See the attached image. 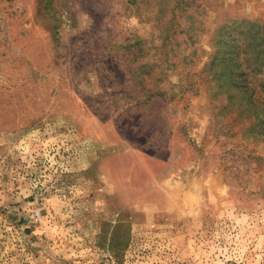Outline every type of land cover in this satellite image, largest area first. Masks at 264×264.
<instances>
[{
  "label": "rangeland",
  "instance_id": "rangeland-1",
  "mask_svg": "<svg viewBox=\"0 0 264 264\" xmlns=\"http://www.w3.org/2000/svg\"><path fill=\"white\" fill-rule=\"evenodd\" d=\"M263 83L264 0H0V264H264Z\"/></svg>",
  "mask_w": 264,
  "mask_h": 264
},
{
  "label": "trees",
  "instance_id": "trees-1",
  "mask_svg": "<svg viewBox=\"0 0 264 264\" xmlns=\"http://www.w3.org/2000/svg\"><path fill=\"white\" fill-rule=\"evenodd\" d=\"M240 72H242L243 75L246 74V76L248 75L250 77L251 73H253L254 71H253V69H251L249 71L248 70L247 71L246 70H243V71H240ZM232 81H233L232 80V77H230L228 79L227 87H229L230 84L232 83L231 85L233 87H235L236 89H243L246 92H250L249 89H252L256 93V87L253 86V79L252 80H249V82H245V83H243V82L242 83H238L237 82V79H234L233 82ZM260 86L263 87V90H264V83L262 85H260ZM232 94H235V93H232ZM237 104H238L239 107H242L243 106L245 108V106H246L245 110L246 109L247 110H251L252 109V113L253 114H255V111H253L254 107H259L260 106L259 103H256L255 102V99H253V98H252V104L253 105L250 102L244 103V101H239Z\"/></svg>",
  "mask_w": 264,
  "mask_h": 264
}]
</instances>
